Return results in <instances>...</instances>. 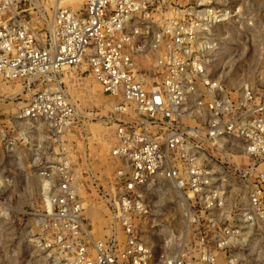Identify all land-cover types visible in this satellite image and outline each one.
Wrapping results in <instances>:
<instances>
[{"label": "built area", "instance_id": "1", "mask_svg": "<svg viewBox=\"0 0 264 264\" xmlns=\"http://www.w3.org/2000/svg\"><path fill=\"white\" fill-rule=\"evenodd\" d=\"M80 7L0 0L1 249L9 191L30 169L40 202L22 215L45 264H264V91L212 75L232 7ZM83 69L103 113L73 95ZM94 121L113 143L102 182L71 142Z\"/></svg>", "mask_w": 264, "mask_h": 264}, {"label": "rangeland", "instance_id": "2", "mask_svg": "<svg viewBox=\"0 0 264 264\" xmlns=\"http://www.w3.org/2000/svg\"><path fill=\"white\" fill-rule=\"evenodd\" d=\"M58 1L57 8L72 6L81 9L82 0H61V5ZM220 1L231 6L237 17L215 32L218 48L212 55V75L222 76L229 88L248 82L257 90L264 91V0ZM78 79L83 84L78 89L73 85L72 92L79 99L81 109L96 114L108 110L110 102L90 72H80ZM92 125L99 128L96 134L80 123L72 132L71 142L79 151L80 162H91L102 182L110 175L106 169L113 143L111 138H106L104 130L101 132L98 122L94 121ZM23 174L15 180L16 190L11 188L9 191L11 218L4 234V248L0 247L1 264H45L27 243L26 227L29 218L22 215V212L29 211L40 202L39 182L30 169L25 170L26 176Z\"/></svg>", "mask_w": 264, "mask_h": 264}, {"label": "bare ground", "instance_id": "3", "mask_svg": "<svg viewBox=\"0 0 264 264\" xmlns=\"http://www.w3.org/2000/svg\"><path fill=\"white\" fill-rule=\"evenodd\" d=\"M61 2H62L61 0L58 1L59 5H61ZM83 71H85V69H83ZM88 130L91 131L92 133L96 134L99 131V128H97L95 125H91V126L88 127ZM104 149H105V147L103 146V150Z\"/></svg>", "mask_w": 264, "mask_h": 264}]
</instances>
